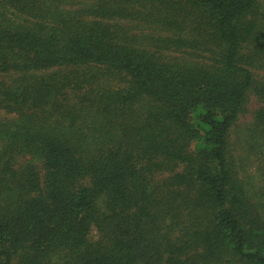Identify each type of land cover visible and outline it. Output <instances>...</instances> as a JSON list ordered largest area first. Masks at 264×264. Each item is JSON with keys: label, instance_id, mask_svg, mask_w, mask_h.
Listing matches in <instances>:
<instances>
[{"label": "trees", "instance_id": "obj_1", "mask_svg": "<svg viewBox=\"0 0 264 264\" xmlns=\"http://www.w3.org/2000/svg\"><path fill=\"white\" fill-rule=\"evenodd\" d=\"M0 264H264V0H0Z\"/></svg>", "mask_w": 264, "mask_h": 264}, {"label": "rangeland", "instance_id": "obj_2", "mask_svg": "<svg viewBox=\"0 0 264 264\" xmlns=\"http://www.w3.org/2000/svg\"><path fill=\"white\" fill-rule=\"evenodd\" d=\"M259 106V102L257 101V99L252 96L250 98L249 101V108L250 110H254L255 108H257ZM251 119V113L246 114L244 117L241 118V123L246 124L247 122H249Z\"/></svg>", "mask_w": 264, "mask_h": 264}]
</instances>
